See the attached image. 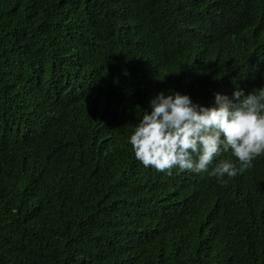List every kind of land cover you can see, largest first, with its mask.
<instances>
[{
    "label": "trees",
    "instance_id": "16d2710c",
    "mask_svg": "<svg viewBox=\"0 0 264 264\" xmlns=\"http://www.w3.org/2000/svg\"><path fill=\"white\" fill-rule=\"evenodd\" d=\"M260 87L264 0H0V264H264V156L218 181L129 143L160 91Z\"/></svg>",
    "mask_w": 264,
    "mask_h": 264
},
{
    "label": "clouds",
    "instance_id": "9594fccd",
    "mask_svg": "<svg viewBox=\"0 0 264 264\" xmlns=\"http://www.w3.org/2000/svg\"><path fill=\"white\" fill-rule=\"evenodd\" d=\"M149 106L129 137L135 158L145 167L169 175L173 169L207 173L224 181L264 156V87L247 93L237 88L231 97L217 92L212 106L186 93L160 91ZM228 152L238 164L219 159Z\"/></svg>",
    "mask_w": 264,
    "mask_h": 264
}]
</instances>
